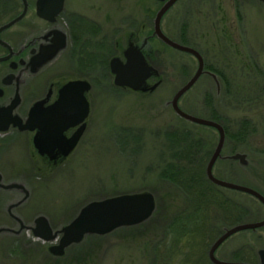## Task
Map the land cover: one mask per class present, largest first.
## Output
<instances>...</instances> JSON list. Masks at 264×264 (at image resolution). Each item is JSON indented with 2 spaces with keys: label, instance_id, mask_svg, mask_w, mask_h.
I'll use <instances>...</instances> for the list:
<instances>
[{
  "label": "rangeland",
  "instance_id": "rangeland-1",
  "mask_svg": "<svg viewBox=\"0 0 264 264\" xmlns=\"http://www.w3.org/2000/svg\"><path fill=\"white\" fill-rule=\"evenodd\" d=\"M20 7L11 5L10 14L18 13ZM161 7L157 0H66L64 14H73L74 19L79 16L75 24L82 23L79 29L87 31L84 42L92 45L80 57L79 34L74 50L61 53L50 73L57 89L70 80L91 82L88 131L78 148L60 161L39 158L25 163L19 149L3 156L8 167L17 163L24 174L22 182L30 190L24 207L18 209L27 226L46 217L54 231H61L92 202L145 192L155 197L154 215L140 225L88 235L62 257L49 250L59 240L46 243L29 230L20 237L3 232L0 264H212L209 250L213 241L207 238L195 241L201 247L193 248L184 247L188 242L184 239L179 242V254L168 255L173 241L166 228L188 206L185 192L162 177L164 168L174 161V143L187 131L214 152L219 134L214 128L184 120L172 108L175 93L196 73L198 61L154 36ZM81 17L91 22L84 23ZM96 26L103 28L101 35L93 31ZM162 29L172 40L198 50L206 66L222 75L206 69L181 98V108L209 119V101L232 130H237L240 120L249 121L254 130L240 145L225 144L214 174L264 195V0H179L164 16ZM132 49H140L144 62L155 67L156 74L144 84L160 83L155 91L115 86L111 61L107 67L87 66L93 52L126 63ZM236 154L244 162L232 159ZM225 193L244 210L235 225L264 220V205L257 199L227 189ZM0 224L1 231L15 229L3 211ZM261 249L264 228L232 236L216 254L227 262L257 264Z\"/></svg>",
  "mask_w": 264,
  "mask_h": 264
},
{
  "label": "water",
  "instance_id": "water-1",
  "mask_svg": "<svg viewBox=\"0 0 264 264\" xmlns=\"http://www.w3.org/2000/svg\"><path fill=\"white\" fill-rule=\"evenodd\" d=\"M158 1L164 2V5L160 8L155 18L154 36L158 37L172 49L190 54L198 61L196 73L175 93L171 101L172 108L184 120L200 126L214 128L219 134L216 148L206 168L208 180L221 188L250 195L264 205V195L258 190L221 179L214 174V167L217 161L223 158L222 152L226 143V131L219 122L191 115L180 106L181 98L192 89L202 75L207 73L205 70V60L198 50L172 40L162 29L163 17L179 0ZM40 4L41 7L51 8L50 11L45 10L47 15L43 14V16L48 17L50 15L52 18L62 12L65 0H40ZM13 23L7 25V27ZM129 54L130 56L126 63H121L117 60H111L110 62L111 69L115 72V86L120 88H140L143 93L155 91L160 86V83H156L151 87L144 86L145 82L156 74L155 67L147 65L144 62V55L140 49H132ZM54 55L55 53H51L47 58ZM91 89L92 84L88 80H71L61 88L59 98L53 105L44 108L46 100L35 104L25 128L30 130L35 128L33 125L35 116L39 117V120L42 121L39 125L40 132L35 138V145L40 154L51 156L55 151L60 150L62 156L67 157L75 149L85 132V121L90 115L91 107L87 93ZM80 124L82 126L77 132L71 138H66L65 132ZM51 157L54 159L56 156L52 155ZM232 159H241V162H244V157L237 154ZM4 188L24 187L20 184H9L5 185ZM156 207V200L152 193L122 195L86 205L81 209L77 217L61 231H54L46 217L37 218L35 226L25 228L31 230L34 237L43 242L53 243L59 240L49 250L53 255L62 257L66 254L68 248L74 244L81 243L88 235H106L119 228L136 226L148 221L154 215ZM261 228H264V220L225 228L223 234L210 247V261L213 264H252L223 261L217 257L216 253L232 236L243 231H255ZM258 254L261 258V264H264V249L259 250Z\"/></svg>",
  "mask_w": 264,
  "mask_h": 264
},
{
  "label": "flooded vegetation",
  "instance_id": "flooded-vegetation-1",
  "mask_svg": "<svg viewBox=\"0 0 264 264\" xmlns=\"http://www.w3.org/2000/svg\"><path fill=\"white\" fill-rule=\"evenodd\" d=\"M159 3L164 5V2ZM14 4H20L21 9L18 13L10 14L11 5ZM65 8L66 0L62 12L51 18L50 15L43 16L47 15L46 11H50L51 8L41 7L40 0H0V213L3 211L15 228V231H1L4 227L0 224V234L10 232L8 234L20 237L23 236V231L27 230L25 227H29L23 222L18 209L24 207L25 200L30 197V190L22 182L24 174L17 168V163L12 162L8 167L3 163V156H6L8 151L19 149L22 156L24 155L22 160L25 163L34 162L39 158L52 162L64 158L60 150L52 154L56 156L52 159V155H42L36 148L35 138L42 123L39 117L35 116L33 119L34 129L25 127L36 103L46 100L43 107L48 108L59 98V91L63 85L57 89L50 67L61 53L72 48L74 50L78 44L79 34H87V31L79 29L82 23L75 24L79 16L74 19L73 14L65 15ZM79 19L85 21L84 23L91 22L85 17ZM11 23L13 24L7 27ZM90 28L89 26V31ZM93 31L101 35L103 28L96 26ZM51 53L55 55L47 58ZM85 124V132L75 150L88 131L89 117ZM81 126L82 124L67 130L66 138H71ZM8 170L11 173H7ZM9 184H20L24 188H4ZM257 264H261L259 254Z\"/></svg>",
  "mask_w": 264,
  "mask_h": 264
},
{
  "label": "trees",
  "instance_id": "trees-1",
  "mask_svg": "<svg viewBox=\"0 0 264 264\" xmlns=\"http://www.w3.org/2000/svg\"><path fill=\"white\" fill-rule=\"evenodd\" d=\"M80 35L78 55L82 57L92 44H86L84 42L85 35ZM89 56L90 63L87 66L89 65L90 69L95 65L100 66V64L107 67L111 61V57L106 58V55L102 53L93 52ZM206 69L222 77L214 68L206 66ZM207 105L212 111L209 119L222 124L226 131V144L237 146L246 142L248 136L254 131L249 121L240 120L237 130L234 131L224 120L225 117L209 101H207ZM181 136L182 138L177 137V143H174V161L169 163L162 173L164 179L182 189L188 198L186 211L175 218L166 228L167 236L171 235L170 239L173 241L168 255L173 257L179 254L177 248L180 246L179 242L184 239V241H188L183 245L186 248L201 247L200 243L195 242L198 239L207 238L206 241H213V244L223 234L225 228L235 225L234 222L242 216L244 211L242 205L225 193L224 188L216 186L208 180L206 167L207 161L210 160L213 153L211 148H208L204 140L196 138L191 132L183 131ZM232 151L234 153L236 150ZM242 262L250 263L248 260Z\"/></svg>",
  "mask_w": 264,
  "mask_h": 264
}]
</instances>
